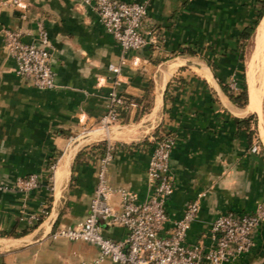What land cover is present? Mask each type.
<instances>
[{"label":"crops","instance_id":"0c3cea01","mask_svg":"<svg viewBox=\"0 0 264 264\" xmlns=\"http://www.w3.org/2000/svg\"><path fill=\"white\" fill-rule=\"evenodd\" d=\"M22 2L24 8H17L11 0H0V184L30 172L39 175L40 183L27 193L0 190V264H76L96 254L91 243L51 238L49 232L76 223L87 212L98 158L108 140L114 143L109 183L141 200L150 191L146 169L154 138L175 136L170 154L174 190L166 202L170 218L179 217L203 193L188 241L208 242L214 217L252 210L264 199V148L251 149L256 142L252 119L239 122L253 112H247L249 99L244 107L237 105L206 62L179 53L195 42L233 52L241 28L256 14L257 0H147L142 29L158 42L129 50L115 84L137 105L124 109L118 125L103 131L96 129L104 95L113 85L107 64L121 57L118 42L92 9L76 0ZM37 21L52 44L55 84L45 89L15 73L2 40L4 27H19L25 40L34 39ZM247 61L245 55V68ZM236 70L223 72L225 80ZM259 112L262 118L263 105ZM260 136L264 140L263 129ZM109 201L119 208L118 192ZM43 207L46 216L26 226V213ZM103 232L121 237L125 229L103 226ZM225 264H264V222L251 251Z\"/></svg>","mask_w":264,"mask_h":264},{"label":"built area","instance_id":"2783aa9c","mask_svg":"<svg viewBox=\"0 0 264 264\" xmlns=\"http://www.w3.org/2000/svg\"><path fill=\"white\" fill-rule=\"evenodd\" d=\"M89 6L118 42L121 49L119 62H110L107 68L112 74V86L104 95V110L99 117L101 127H109L120 120L121 113L137 102L120 93L115 84L129 50H139L148 44H157L155 34L142 29L147 16V0H76ZM17 8H24L22 0H11ZM36 36L23 38L19 27H4V48L15 62L14 71L26 78L35 88L54 86L50 64L52 44L41 21L36 22ZM229 82L237 88L234 77ZM176 138L163 133L154 138L148 159L146 178L150 188L141 200L124 187H113L107 178V167L114 155V143H104L95 170V185L83 218L71 225L58 226L49 232L51 238L82 240L96 247V254L79 259L76 264H225L251 251L255 244L256 231L264 222V199L252 210H229L218 214L210 222L208 242L187 240L191 223L197 218L200 208L199 193L184 207L181 215L170 218L167 199L174 190V176L170 166V154ZM259 151L258 143L251 146ZM54 164H51L53 167ZM40 183L37 173L17 176L10 184H0V190L27 193ZM120 197L119 208L114 207L109 197L114 192ZM43 207L36 213H26V226L38 223ZM120 225L125 229L121 237H112L103 232V226Z\"/></svg>","mask_w":264,"mask_h":264},{"label":"trees","instance_id":"16d2710c","mask_svg":"<svg viewBox=\"0 0 264 264\" xmlns=\"http://www.w3.org/2000/svg\"><path fill=\"white\" fill-rule=\"evenodd\" d=\"M258 7L256 10L255 16L251 19L250 23L244 25L238 35V42L233 52H216L211 49L210 45L205 48L199 43H193V46H185L182 48L179 53L182 55H199L205 60L207 65L211 68L214 76L217 78L222 90L228 95V97L239 106H245L248 103V91L245 81L244 71L239 74V72H234V78L237 82V85L240 87V91H235L232 88L228 87V82L225 80L223 72L230 74L233 72V69L244 67L243 62V48L245 46V41L249 40L259 24L261 17L264 13V0H257ZM205 49V50H204ZM217 54V61L212 59L213 55ZM146 107L150 106L149 102L144 103ZM254 117L253 114L248 115L247 117L240 118L239 122L249 123V120ZM28 228H24L20 233H24ZM2 234V233H0Z\"/></svg>","mask_w":264,"mask_h":264},{"label":"bare ground","instance_id":"6f19581e","mask_svg":"<svg viewBox=\"0 0 264 264\" xmlns=\"http://www.w3.org/2000/svg\"><path fill=\"white\" fill-rule=\"evenodd\" d=\"M193 66L196 67V70L200 68L199 66L194 64ZM246 69L245 81L247 76L246 85L249 99L247 112H257V114L260 116L259 111H261V107L264 104V15L262 16L259 24L256 27L253 48L248 56ZM102 128H104V130H108V127ZM57 176H59L58 170Z\"/></svg>","mask_w":264,"mask_h":264},{"label":"rangeland","instance_id":"374dc122","mask_svg":"<svg viewBox=\"0 0 264 264\" xmlns=\"http://www.w3.org/2000/svg\"><path fill=\"white\" fill-rule=\"evenodd\" d=\"M254 34H255V32H254ZM254 34H253V36L249 39V40H247V41H245V46H244V48H243V58L245 59V55H246V58L249 56V54H250V52H251V50H252V48H253V41H254ZM190 59H192V60H196V61H198V62H200V63H205V61H204V59L203 58H201L199 55H192V56H188ZM244 59H243V62H244ZM246 68H245V65H244V67H243V69L242 68H237V72H239V74L241 73V72H243L244 70H245ZM235 75L233 74L230 78H229V80L227 81L228 82V87H230V88H232L231 87V85L229 84V82L233 79L232 77H234ZM246 80H247V78H246ZM233 90H235L236 92L237 91H240L241 89H240V87L238 86L237 88H232ZM263 110H264V104H263ZM249 115H251V114H253L254 115V117L252 118V121H253V123H255V127L253 128V130H252V132H255L254 133V135H255V140H256V142L259 144V146H260V149L262 150V148H264V142H263V140L261 139V136H260V130L261 129H263L264 130V115H263V117L262 118H259V116H258V114H256L255 112H250V113H248ZM100 124H97V129H96V131L97 130H99V131H103L104 130V128H102L101 126H99ZM115 125H118V124H115ZM112 126L113 128H117V127H119V128H121L122 126ZM110 140H112V139H110ZM71 256V258L73 259L74 258V255H70Z\"/></svg>","mask_w":264,"mask_h":264},{"label":"water","instance_id":"95a60500","mask_svg":"<svg viewBox=\"0 0 264 264\" xmlns=\"http://www.w3.org/2000/svg\"><path fill=\"white\" fill-rule=\"evenodd\" d=\"M263 15H264V13H263ZM263 15H262V16H263ZM261 18H262V17H261Z\"/></svg>","mask_w":264,"mask_h":264}]
</instances>
